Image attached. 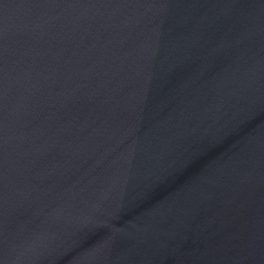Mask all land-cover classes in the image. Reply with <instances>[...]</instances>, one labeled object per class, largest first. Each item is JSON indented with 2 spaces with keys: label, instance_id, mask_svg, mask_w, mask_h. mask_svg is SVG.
Segmentation results:
<instances>
[{
  "label": "water",
  "instance_id": "water-1",
  "mask_svg": "<svg viewBox=\"0 0 264 264\" xmlns=\"http://www.w3.org/2000/svg\"><path fill=\"white\" fill-rule=\"evenodd\" d=\"M0 264H264V0H0Z\"/></svg>",
  "mask_w": 264,
  "mask_h": 264
}]
</instances>
